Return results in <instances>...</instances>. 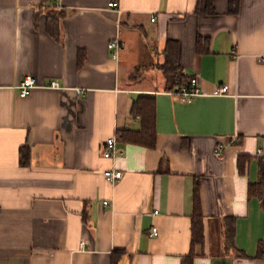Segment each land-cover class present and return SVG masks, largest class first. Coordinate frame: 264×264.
I'll return each mask as SVG.
<instances>
[{
  "label": "crops",
  "instance_id": "crops-1",
  "mask_svg": "<svg viewBox=\"0 0 264 264\" xmlns=\"http://www.w3.org/2000/svg\"><path fill=\"white\" fill-rule=\"evenodd\" d=\"M207 4L0 0V264H182L196 180L205 243L194 264H264V197L250 195L264 163V0H238L236 13L230 0H212L215 13ZM57 13L60 40L48 32ZM168 40L197 79L191 102L166 89ZM28 76L35 86L22 96ZM143 95L156 98L155 148L118 137L140 128L131 110ZM113 136L124 152L108 159ZM108 169L122 179L108 182Z\"/></svg>",
  "mask_w": 264,
  "mask_h": 264
},
{
  "label": "trees",
  "instance_id": "trees-1",
  "mask_svg": "<svg viewBox=\"0 0 264 264\" xmlns=\"http://www.w3.org/2000/svg\"><path fill=\"white\" fill-rule=\"evenodd\" d=\"M238 9V0H230V11L236 13ZM208 13H215L212 0H208ZM61 13L50 14L48 20V32L57 40L61 37L60 26ZM200 42V41H199ZM179 44L175 40H168L164 49L165 60L159 65L163 71L168 91L179 90L184 85H189L191 77L186 75L178 63ZM131 115L140 119V128L136 130L125 129L118 132L120 140L126 143L141 145L148 148H155L157 141L156 130V98L153 95H143L133 104ZM23 159L26 157L25 151H22ZM248 156H240L238 159V167L241 173L246 169ZM262 160H264L262 158ZM250 195L264 197V163L261 172L260 181L250 185ZM194 211L192 214V246L187 257L182 264H194L197 257L196 247L203 246L205 243V225L204 214L202 210V201L200 193V183L196 180L194 186ZM225 244L227 248H235V220L226 219L224 222ZM259 258H264V241H260L258 245Z\"/></svg>",
  "mask_w": 264,
  "mask_h": 264
},
{
  "label": "built area",
  "instance_id": "built-area-1",
  "mask_svg": "<svg viewBox=\"0 0 264 264\" xmlns=\"http://www.w3.org/2000/svg\"><path fill=\"white\" fill-rule=\"evenodd\" d=\"M110 7L118 8L119 4L117 1H111L109 3ZM152 20H155V17L152 18ZM109 49L112 51V57L118 58V53L122 49V44L119 40H114L109 43ZM261 61H264V56L260 57ZM52 87H55V83L53 82ZM35 86L34 78L31 76L26 77L23 82L20 85L21 88V95L26 96L30 90V88ZM228 86L223 85L219 89L220 94L227 93ZM171 93H176L181 100L191 102L193 101L197 96L200 95V89L198 87L197 79L195 77L191 78L189 85L182 86L179 90L171 91ZM237 139V137H235ZM124 151L118 148V139L117 136L110 137L105 145L104 149V157L108 159L115 158L117 155L122 154ZM218 153L221 152V149H218ZM256 155L258 157H262L264 159V146L259 147L257 149ZM104 176L106 180L110 183H117L120 181L123 177V173L121 170L118 169H108L104 172ZM264 202V199H263ZM104 204H108V201H105ZM158 211H155V214H157ZM159 234V230L157 227H153L152 229V235L157 236ZM85 246V243L82 242V248Z\"/></svg>",
  "mask_w": 264,
  "mask_h": 264
},
{
  "label": "rangeland",
  "instance_id": "rangeland-1",
  "mask_svg": "<svg viewBox=\"0 0 264 264\" xmlns=\"http://www.w3.org/2000/svg\"><path fill=\"white\" fill-rule=\"evenodd\" d=\"M154 45H155V44H154ZM140 58H141V60L144 61V62H149V60H148V55H147L146 53H142V54L140 55ZM150 62H152V61H150Z\"/></svg>",
  "mask_w": 264,
  "mask_h": 264
}]
</instances>
